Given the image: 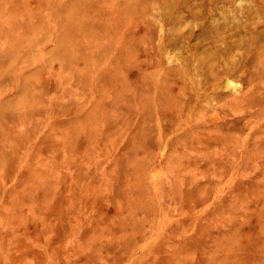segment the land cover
Wrapping results in <instances>:
<instances>
[{
	"label": "rangeland",
	"instance_id": "rangeland-1",
	"mask_svg": "<svg viewBox=\"0 0 264 264\" xmlns=\"http://www.w3.org/2000/svg\"><path fill=\"white\" fill-rule=\"evenodd\" d=\"M0 264H264V0H0Z\"/></svg>",
	"mask_w": 264,
	"mask_h": 264
},
{
	"label": "bare ground",
	"instance_id": "bare-ground-1",
	"mask_svg": "<svg viewBox=\"0 0 264 264\" xmlns=\"http://www.w3.org/2000/svg\"><path fill=\"white\" fill-rule=\"evenodd\" d=\"M126 5H127V4H126ZM130 8H131V7H130ZM218 76H219V75H218ZM250 86H251V85H250ZM220 94H221V93H220ZM217 95H218V94H217ZM221 96H222V94H221ZM224 96H225V95H224ZM220 98H221V97H220ZM220 98H219V99H220ZM216 100H217V99H216ZM223 124H224V123H223ZM244 140H245V139H244Z\"/></svg>",
	"mask_w": 264,
	"mask_h": 264
}]
</instances>
